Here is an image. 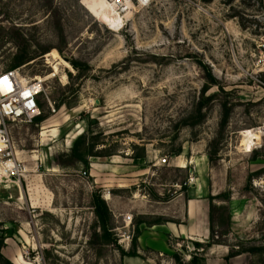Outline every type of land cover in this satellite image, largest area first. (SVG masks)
Segmentation results:
<instances>
[{
    "label": "rangeland",
    "instance_id": "374dc122",
    "mask_svg": "<svg viewBox=\"0 0 264 264\" xmlns=\"http://www.w3.org/2000/svg\"><path fill=\"white\" fill-rule=\"evenodd\" d=\"M115 5L118 27L81 0H0V71L44 78L38 119L8 122L27 172L14 179L19 201L1 186L13 193L4 211L13 232L3 231L0 264H14L13 251L32 264H206L196 240L169 239L162 254L131 242L151 215L183 212L177 200L201 173L189 157L204 153L211 242L231 247L224 264H264V131L249 152L242 146L244 130L264 125V0ZM82 132L97 143L86 173L70 156Z\"/></svg>",
    "mask_w": 264,
    "mask_h": 264
},
{
    "label": "crops",
    "instance_id": "0c3cea01",
    "mask_svg": "<svg viewBox=\"0 0 264 264\" xmlns=\"http://www.w3.org/2000/svg\"><path fill=\"white\" fill-rule=\"evenodd\" d=\"M189 163L196 164L197 169L201 172L198 174L197 184L189 185L183 199H178V203H182L183 212L178 211L173 214L156 213L150 224L141 221L138 224L137 249L139 254L147 249L155 253L162 254L169 251V239L188 238L196 240L194 242L206 243L210 238L211 222L209 217L210 197L216 194L212 192L209 183V159L204 153L203 155L189 157ZM183 168V167H182ZM13 186L14 193L17 191V199L21 197L22 190L16 182L10 183ZM0 185V224L4 231V235L13 232L5 219L6 206L12 196L9 186L1 187ZM30 202V200H28ZM31 204V203H29ZM31 206V205H29ZM34 208V207H33ZM3 210V211H2ZM141 218L149 216L148 213H139ZM7 223V224H6ZM19 232V231H18ZM15 234V233H14ZM11 238L5 237L4 243L8 244ZM199 242V243H200ZM209 255H205L204 262L206 264H224V259L229 255L230 246L226 243H213L210 246L205 245ZM13 251L12 261L14 264H23L21 254ZM242 253L237 252L235 257ZM215 256V257H214ZM226 260V259H225ZM227 261V260H226ZM230 262V261H228Z\"/></svg>",
    "mask_w": 264,
    "mask_h": 264
},
{
    "label": "built area",
    "instance_id": "2783aa9c",
    "mask_svg": "<svg viewBox=\"0 0 264 264\" xmlns=\"http://www.w3.org/2000/svg\"><path fill=\"white\" fill-rule=\"evenodd\" d=\"M115 1L117 4L121 3V0ZM42 96H44V81L41 78L27 79L21 75L19 69L0 71V185L14 183V179L19 182L24 171V166L15 155L8 122L31 123L39 117L41 115L39 99ZM252 130H259L258 132L262 134L264 125ZM166 163V157L159 159L158 164ZM122 221L125 224L130 223L132 215L125 214L122 216ZM37 264L42 263L37 262Z\"/></svg>",
    "mask_w": 264,
    "mask_h": 264
},
{
    "label": "trees",
    "instance_id": "16d2710c",
    "mask_svg": "<svg viewBox=\"0 0 264 264\" xmlns=\"http://www.w3.org/2000/svg\"><path fill=\"white\" fill-rule=\"evenodd\" d=\"M27 60L28 59H27L25 54L19 55V56L16 57L15 63L11 66V68H14V67L18 66L19 64H21L23 62H26ZM35 119H38V118H35ZM94 139H95V137H92L93 143L89 144V142L85 141V135H84V132H82L74 140V142L72 143V146H71V150H70L71 159L73 158L76 161L82 163L83 166H84L85 173L88 171V167H89V161H88L87 158L90 157V156H96V153L93 152L94 145L97 144L96 143V139L95 140ZM134 147L139 152L140 151L141 152L133 154L132 158H142L144 156V154H143L144 153V145H140V146L139 145H134ZM175 153L179 154V149H177L175 151ZM66 165L67 166L71 165V161L68 162ZM183 188H185V187H183ZM98 198H99L98 195H96V199H97L98 203L96 204L95 214H96L97 218L99 219V221L101 222L103 228H105L104 227L105 220L108 218L109 213H108V209L106 208V205L104 204V202L101 199L99 200ZM209 199H210V208H211L212 207V197H210ZM0 226H1V224H0ZM211 234H212V231H210V238H209V240L206 243L194 242L193 244L195 245V247L196 248L201 247V246H203L202 244L207 245V246H210L211 244H213L211 242ZM137 235H138V230L133 235L131 242H133V243L135 242V240L137 238ZM2 242H3V229L0 228V249H1V246H2ZM236 253H237V251H236ZM0 256H1V253H0ZM230 256H233L231 251L229 252L228 257H230ZM190 260H191L192 263H194V262H197L198 259L195 258V257H191Z\"/></svg>",
    "mask_w": 264,
    "mask_h": 264
},
{
    "label": "bare ground",
    "instance_id": "6f19581e",
    "mask_svg": "<svg viewBox=\"0 0 264 264\" xmlns=\"http://www.w3.org/2000/svg\"><path fill=\"white\" fill-rule=\"evenodd\" d=\"M81 4L84 6V8L86 9H89V10H92V11H102L103 8H106L107 10V13L105 14L107 17H106V20L108 21V24L113 26V27H118L122 21V18L119 14H117V12L115 11L116 9V1H112V2H109V1H106V0H101L99 1V4L98 5H93L90 3V0H81ZM105 11V10H103ZM56 61V60H54ZM57 62V61H56ZM53 70H54V73H51L48 77L46 78H49V77H53L58 69H57V66L54 65L53 66ZM36 79L38 77H35ZM45 78V79H46ZM40 79V78H39ZM42 81H44V78L41 79ZM50 131V130H45L42 132L43 135L46 136V133ZM259 131V130H258ZM258 131H253L252 129H246L242 132V135H243V144L242 146H244V149L246 152H249L251 150V145L253 144V140L256 139V135H259L260 133ZM181 167H185L186 163L182 162L181 161ZM25 168L27 169V167L25 166ZM25 169L24 172H27ZM36 248H33V250H35ZM21 259H22V262L23 264H32L30 261L28 262L24 257H23V254L21 253Z\"/></svg>",
    "mask_w": 264,
    "mask_h": 264
}]
</instances>
